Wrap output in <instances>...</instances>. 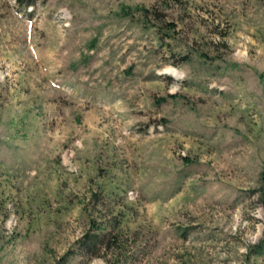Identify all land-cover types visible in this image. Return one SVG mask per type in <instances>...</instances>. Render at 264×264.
I'll use <instances>...</instances> for the list:
<instances>
[{
    "label": "rangeland",
    "instance_id": "rangeland-1",
    "mask_svg": "<svg viewBox=\"0 0 264 264\" xmlns=\"http://www.w3.org/2000/svg\"><path fill=\"white\" fill-rule=\"evenodd\" d=\"M32 1L0 0V264H264V0Z\"/></svg>",
    "mask_w": 264,
    "mask_h": 264
},
{
    "label": "trees",
    "instance_id": "trees-1",
    "mask_svg": "<svg viewBox=\"0 0 264 264\" xmlns=\"http://www.w3.org/2000/svg\"><path fill=\"white\" fill-rule=\"evenodd\" d=\"M18 2L22 5H26V7L32 6L33 5V1L32 0H18ZM94 229V228H93ZM93 229L87 231L79 240H78V244L80 245V248L88 255L90 256H97L98 254V250H96V246L99 243V241H103L101 239L103 232H93ZM98 229V228H96ZM107 235V234H106ZM104 234V236H106ZM109 235V233H108ZM117 237L116 233H110V237L111 238H115ZM108 244H110V241L108 242Z\"/></svg>",
    "mask_w": 264,
    "mask_h": 264
}]
</instances>
